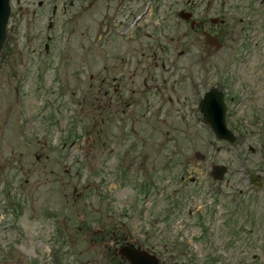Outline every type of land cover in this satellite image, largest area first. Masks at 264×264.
Wrapping results in <instances>:
<instances>
[{"label":"rangeland","instance_id":"1","mask_svg":"<svg viewBox=\"0 0 264 264\" xmlns=\"http://www.w3.org/2000/svg\"><path fill=\"white\" fill-rule=\"evenodd\" d=\"M120 1L69 26L61 9L30 35L9 22L0 264H129L128 232L159 264H264V185L241 169L264 176V90L243 88L264 80V0ZM181 11L214 19L222 47L209 52ZM212 88L226 93L234 144L199 111Z\"/></svg>","mask_w":264,"mask_h":264},{"label":"flooded vegetation","instance_id":"2","mask_svg":"<svg viewBox=\"0 0 264 264\" xmlns=\"http://www.w3.org/2000/svg\"><path fill=\"white\" fill-rule=\"evenodd\" d=\"M98 1L100 0H11L12 14H11L10 21H13V19L18 15L21 19L20 27H22V30L25 34L30 35L32 28L35 26V24L36 23L41 24L43 23V20L48 22V29L50 27L53 28L55 25L56 18L60 16L61 9L64 11V15L67 18V21H68L67 24L69 26L71 22H74L77 19L78 16L79 17L81 16L80 14L82 11H84L86 15L92 13L94 9V4L97 3ZM118 8H121V6H119ZM188 23L191 29L193 31L200 32L203 35V38L206 34H209L217 38H220L221 36L220 30H216L217 25L214 24V19H210L209 21H207V19L205 18L203 20L196 21L193 16L192 20ZM192 23L195 24L194 27H192ZM129 28L130 26L127 24L126 29H129ZM47 39L50 40V37H47ZM208 51L211 52L213 50L208 47ZM246 51H247V48H246ZM247 52H252V49L249 48ZM247 55H249V53H247ZM251 61H254V60H251ZM261 69L264 72L263 65L261 66ZM239 78L242 80L243 76L238 77L235 75L236 81H238ZM246 78L248 81V85L243 86V88L245 87L247 90H249L250 96L251 94L252 96H256V91L259 88V85L262 86V89L264 90V80H261L257 76H246ZM123 81H124V78L121 77L119 79L117 86L112 87L113 88L112 92L120 95L122 90L125 91L126 89L122 88ZM231 85L232 87H234L235 85H237V83H235V85L233 84ZM247 94H248V91H247ZM237 100L239 99H237L235 96H232L231 102L236 103ZM249 182H250V179H249ZM263 182H264V178H263ZM134 241H135L134 239L132 242L128 239H123L125 246L132 247V248L135 245V244L133 245Z\"/></svg>","mask_w":264,"mask_h":264},{"label":"water","instance_id":"3","mask_svg":"<svg viewBox=\"0 0 264 264\" xmlns=\"http://www.w3.org/2000/svg\"><path fill=\"white\" fill-rule=\"evenodd\" d=\"M10 15V0H0V52L7 39L6 30ZM180 17L183 20H190L191 15L186 12H181ZM206 40L207 44H209L210 46H215L217 50L222 47V44L217 39L214 40L212 39V37L206 36ZM223 99L224 94L222 92L218 90H212L206 95L204 102L201 104L200 108L204 113V121L209 124L216 137L220 140H227L233 143L236 139L233 133L227 128V109ZM241 169L245 175V169L242 167ZM225 172V167L214 166L213 168V175L218 180H223ZM245 177L250 185L248 177L246 175ZM262 177L264 178V176ZM259 179L260 177H256V180ZM119 255L125 258L130 264H158V261H156L154 257L148 256L144 252L131 251L128 248H122L119 251Z\"/></svg>","mask_w":264,"mask_h":264}]
</instances>
